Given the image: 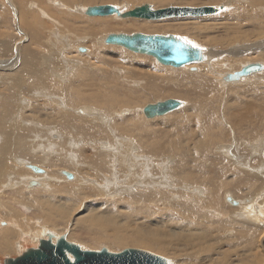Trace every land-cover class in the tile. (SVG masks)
<instances>
[{
  "label": "bare ground",
  "instance_id": "6f19581e",
  "mask_svg": "<svg viewBox=\"0 0 264 264\" xmlns=\"http://www.w3.org/2000/svg\"><path fill=\"white\" fill-rule=\"evenodd\" d=\"M96 1L100 2L99 0H72L68 4V5H70L69 12H68V10H67L68 13H66V14H63L61 12V14H63V15H60L59 23H56L59 25L61 23H65V22H67L68 18L69 19L71 18L74 20L75 24H72V25L67 24V25H69L68 27H69L70 34H73L79 41L82 40L81 43H78L77 45L75 44L76 46L74 48H75L76 55L79 57H83L86 55H87L86 57L91 56L93 59L97 60V62L99 63L103 58V54L101 51H98V50H100L101 46H103V47H108L109 49H111V51H114V53L116 55H118L122 58L129 59L130 61L133 60L132 58H134V60H137L141 63L146 62L150 66L153 65L154 69L147 70L144 75H141L139 73L138 69H135L134 71H132V73L130 72L131 74L129 76L127 75L126 79H124V80L119 79L118 76L112 74L109 71L106 73H102L100 75L98 73L95 75V74L90 73V72H84L81 76H79L80 74L78 75V79H76L77 83L74 81H72V84L70 83L71 86L73 87V89H70V87L68 89L66 86L58 83V81L54 79L55 76H53V70H52L53 68L51 67L52 65L50 66L52 69H50L49 65L45 66V64H44V66L38 65L36 67H33L31 64L36 63V62L34 63V60L38 59V55H37V53H34L33 50H30L29 48H27V49H25V54H26L25 55V62H24L25 65L22 69L20 68V71L18 72L16 77L13 76L12 74H9L8 77H2L1 76L2 73H0V81L3 79H6V81L1 82L0 88L3 85L4 86L7 85L6 89H8V91L10 92L9 95L15 97L17 92H18L16 98H20L22 96L23 92H25L26 90L32 89L33 95H38L42 99H44L45 101L51 102L48 104H53V105L55 104V106H56L57 103H62V106L64 107L63 112L65 113V115L68 116V117L64 118L62 120V122L61 121L57 122V125L55 124L56 122L54 123V121H48L49 119L48 120L45 119L47 121H44V122H46V123H44V125L48 129V133H46V134L47 135L49 134V137L50 138L52 137L55 140H52V139L50 140L49 137H46L47 140H44L45 137L42 136V132L46 128L45 129L42 128L43 129L42 130L41 127H39L38 125L31 126L29 124L25 125V127H31L32 129H36L39 132L37 131L35 133H32L31 138H30L31 140L30 139L26 140L27 137L25 138V136H26L25 133H26V131L31 132V128L26 129V131L24 129H21V128H24V126L20 125V123L24 122L21 120L22 118L15 116L12 119V122L14 123V125H12V126L10 125V127L6 126L4 119H0V264H7V260H9V259L14 260L16 258L21 257L28 250L38 249L42 240H52L53 244H57L58 240L63 236H65L67 238V241L70 243H73L76 245L79 243L78 245H82L81 246V247H83L82 249H85V250L88 247L91 248L90 250H93V249L99 250L102 248L103 249L108 248L110 251L112 250L114 253V252H119L121 250L124 251V250L130 249V248H133V247H137V248L139 247V248L149 249L155 253H158V255L160 254V255L165 256V257L169 256V257H171V259H173L172 260L173 264H194V263L198 264L199 262L195 260L196 258L191 259V260L188 259L190 262H186V261L182 262L183 260L178 261L177 259H175V254L174 253L170 254V252H169V248H170V247L168 248L169 242L166 243L165 241L161 240L158 237V235H156L155 233H148V232L142 233V232H139L137 228L135 230L133 229L132 231L131 230L125 231L126 230L124 228L125 226L123 227L124 223L121 224L122 226L121 225L117 226L118 222L117 221L115 222L114 220L110 219V215H109L110 213L108 214V216L103 215V216H99V218H98V215H95V214L94 215L92 214V216L91 215L89 216L88 213H93V211H95L91 207V204L84 205L81 212H79V214H77V215L76 214L74 215L75 212L73 213L74 207H76V205H78L81 201H84L85 199L88 200V198L89 199L95 198V196L97 195V194L95 195V193H97V192H98V196H96V197L116 196L118 198L123 197L125 194H130V196H131V193H132L133 195L136 194L137 196L132 195L134 198H132L131 204L133 203V205L136 204V206H137V204L139 205V203H141V205H143L142 211L150 212L153 209L148 208V207L151 206L153 204V202H155L156 199L158 200L159 199L158 197H160V198L166 197L165 200H167L168 196L170 195V193L173 189V186H175L176 188L179 189V192L177 190V193L186 194L188 192V193H191L192 195L194 194L193 198H194V196H196L197 197L196 201L199 202L198 199H201V201L203 200L202 202L200 201L201 204L206 203L207 206L210 202H211V205H216V206H217V204L223 203L224 200L230 202L233 206H236V207H234V208L230 207L228 211H230V213L232 212L234 215H237L236 220L237 221L242 220V221H240V223H242L243 220H245V219H247L249 222L251 219L258 221V223L261 220H262L261 223L264 222L263 221L264 220V214L258 213L260 211V209L263 210V212H264V180H259L260 177L261 176L263 177V174H264V135H263L264 134V129H263L264 128V117H262V116H264V93L259 94L258 97H256L254 103L252 102V104H249L246 107V109L244 110L245 118L253 117L254 120L258 121L260 128L257 130H260V131H258V132H249L248 131V133H244L242 131L244 128H242L241 134L238 135V137H236V138L234 137L235 140L238 139L239 137H241L242 139L246 138L247 139V140L245 139L246 141H248V138L250 139L251 144L248 143L249 144V146H248L249 152L247 150V152L250 154V155L248 154L249 157H244V159H243L242 156L244 154H245L244 156H247V154H246L247 152L242 153L241 151H239L242 154L241 157H239L240 154L239 155L237 154L238 156L236 155L234 157H230L232 159H235V161H234L235 165L232 163L228 164L227 161H225L223 157L228 158L229 156L232 155L231 149L233 148V145H228L225 148L224 145L220 147V144L222 145V143L216 144L217 142H221V141L226 140L225 139L226 135H223V134L221 135V133L218 135V132H220V129L222 128V125H221L222 123L220 122V119L223 118L222 113L225 112V110H226V114H224V116L226 119H228V121H230V118H229L227 112L229 111L230 113H232L234 107L235 108L237 107L236 106L237 100H235V95H236V97L239 95H237L238 93H236L234 95L233 90L236 89V87H237L236 85L241 83V82L244 83V81H246V82L252 81L250 79H252V77L255 75L256 76L264 75V73H263L264 72V54L258 55L256 57H251V58H248L246 60L242 59L239 61L238 67L232 66V65L226 66L223 64L224 65V68H223L222 64H221V58L219 59V57L221 55L225 54L224 52L228 51L227 48L230 49L229 53L240 55V53L246 52L247 49H250L251 46H253V45H250L253 43L248 44L250 41L249 40L250 37H247L248 36L247 34L245 37H241V36L239 37V35L238 36L236 35L235 39H233L231 36V39L226 40V41L225 40L223 41L219 37H214V38H210V39H207V37H205V40H203V38H201V37L197 38V37L192 36V34L190 32V30H192L191 29L192 26L189 24H188L189 27L187 28V30H188V32H190V34L185 35L184 32H181L178 30H173V31H171L172 33L167 32V26L172 22H183V23H185L186 21H189V23H190L191 20L190 19L188 20V18H186V17L182 18L184 21H178V20H174L173 18H165V19H159V20H149V19L138 20L140 18H131V17L123 16V15H126L127 13H129L131 11H134L135 9L143 7L142 5H144L147 2L149 3L152 0H132V4L129 3V4H131V6L128 10L125 9L128 6H126V7L121 6L120 7L119 4H122V0H104L106 2L116 4L118 6V10L121 12L120 15L114 14L116 16L112 15V16H107V17L106 16L105 17L88 16L86 13L90 7H94V5L108 4V3H95V4L89 3V2L93 3ZM126 1H128V0H125V2ZM159 1L163 2L165 0H159ZM196 1L197 0H191L189 3L197 4V3H195ZM206 1H208V0H206ZM252 1L250 3H253ZM255 1L256 0H254V2ZM257 2L253 3L252 5L249 3L250 4L249 6L254 7L255 6L254 4H256ZM11 3H13V2H11ZM22 3H24V1ZM55 3L58 4L57 2H55ZM24 4H22V5H24ZM123 4H124V2H123ZM125 4L128 5V2H126ZM140 4H141V6H140ZM203 4L204 3H202L201 5H203ZM209 4H215V3H209ZM145 5H149V4H145ZM186 5L187 6L188 5L198 6V5H191V4H185L184 6H186ZM204 5L205 6H199L198 8L207 6L206 4H204ZM57 6L59 7L60 5H57ZM150 7L152 8L153 11H154V8H156L154 6H153L154 7L153 8L151 5H150ZM209 7H211V6H209ZM255 7H258V6H255ZM260 8H262V7H260ZM45 9H46V7H45ZM50 9H52V8H50ZM130 9H132V10H130ZM42 11L43 10H41V12ZM252 11L254 12V9ZM41 12H37V13H41ZM47 12H48V10H47ZM57 12H58V10H57ZM244 12H245V10H244ZM23 13H24V15L20 18V20L22 19V21L26 20L27 17L29 16V14L27 12L23 11ZM41 14L46 15L45 12L41 13ZM256 14H257V16H255L253 18L257 19V21L261 20L260 23L257 22V24L259 25V29L256 31L260 32L261 34L262 33L264 34V13H262V11L258 12V10H257ZM260 15H262V16H260ZM56 16H58V15H56ZM212 16H215V15H208V16H203L200 18L201 19H208L210 21H211V19H215V20L217 19L218 20V18H219V16L217 18H208V17H212ZM235 17L236 16H234V18ZM193 18L196 19L198 17H192V20H193ZM237 18H239V17H237ZM35 20H36V18H35ZM235 20L237 21L236 18H235ZM197 21L198 20H195V23ZM80 22L82 24H86V26L77 25ZM201 22H203V21L201 20ZM30 24H31V22H30ZM24 25H27V23H25ZM199 25L200 24H198V26ZM207 25H208V23H207ZM61 26H63V24ZM21 27H23V26H21ZM204 27L205 28H203V29L201 28V29H197V30L199 32H201L202 34H204V33L205 34L206 33L212 34L213 32H215V30H218V28L210 26V25L204 26ZM25 28L26 27L24 26V29ZM35 28L36 27L34 25H27L26 29L28 31H33V30H35ZM63 28H64V26H63ZM194 28H196V27H194ZM235 28L237 30V24L233 25L232 29L235 30ZM254 29H256V28H254ZM41 30H44V29H40V31ZM44 31H42V32H44ZM132 31H136V34L155 35L156 33H159V34H163V36H165L166 34H171L168 36H174L173 34L181 35V36H185V37L188 36V38L192 39L194 41V43L196 42L195 43L196 45L201 46L198 49L201 50V54H203L202 56L204 57V61L201 63H193V64H190L189 66L186 65L187 67L181 66L180 68L183 67L182 69H176L179 67L173 68V67L165 66V65H162L161 63H159L158 61L157 62L159 64H157L156 61L154 62L152 60V59H154L152 57H151L152 58L151 59V58L138 56V55H135L136 53L135 54L128 53L125 49H123V48H125L123 46H121V47L118 45L111 46V45H107L105 43L106 39L110 35H123V32H125V33L131 32L132 33ZM238 31H239V29H238ZM57 32H59V31H57ZM108 32H110V33H108ZM53 33L54 32H52V34ZM105 33H108V34H105ZM116 33H118V34H116ZM131 33H127L126 35H129V34L132 35ZM230 35H231V32H230ZM7 38H9V37H7ZM237 39H238V41H236V43L242 44V47H237L236 46L237 44L233 45V41L237 40ZM35 40H38V39H35ZM62 41H64V40L62 39L61 43H62ZM217 43L218 44L221 43L220 47L214 46V44H217ZM84 44H86L87 47L91 50L85 55L79 53V51L81 49L80 46H84ZM245 44H247V45H245ZM259 44L264 45V40L261 41ZM35 47H37V46H35ZM93 47H96V49H94ZM12 48L13 47H12L10 41L5 42V40H4L3 44L1 42L0 58L5 57L6 59L0 60V67H7V68L13 67V64L11 62L14 60ZM205 48H208V49H205ZM214 48H216V49H214ZM104 49H106V48H104ZM94 50H96L95 53H94ZM86 51L87 50L85 49V51L83 53H86ZM75 52H73V54H75ZM49 53H51V52H49ZM44 57H47V56L44 55ZM55 57H57V56H55ZM47 58H48L46 60L47 62H50V61L52 62V61L58 60V59L57 60H53V59L51 60L50 56H48ZM53 58H54V56H53ZM115 58H116V56H115ZM226 58H224V59H226ZM62 61H65V60H63V59L60 60L61 63H62ZM102 62L103 63L104 62H107V63L110 62V64H111V62L114 63V61L110 60L109 57L108 58L104 57ZM43 63H44V61H43ZM160 64H161V66H164V68L158 66ZM55 65H56V63H55ZM112 65L113 64H111V66ZM249 65H260L261 70L254 72V73H251L249 76L243 77L242 79H240L237 82H230L229 81L230 75H234V73L241 71L243 68H245ZM22 66H23V64H22ZM65 67H67V65ZM65 71H66V68H65ZM91 72H92V70H91ZM65 74H66V72H65ZM117 75H118V72H117ZM63 76H65V75L63 74ZM70 76H71V74H70ZM60 77H62V76L60 75ZM24 78H26V80H32V82L36 81V80H40V82L38 84L36 83L35 84L36 86H32L33 83L30 84L32 87L27 83L28 86L26 89H24L25 87L17 89L16 88L17 85H22V86L27 85L26 83H23ZM30 78H32V79H30ZM60 79L62 80V78H60ZM247 80H250V81H247ZM261 80H263V79H261ZM21 82H22V84H21ZM139 82H141V85L139 84ZM143 85L145 86L144 88H143ZM37 86L40 88L41 91L37 88ZM134 87H137L138 89L136 90ZM225 87H229V88L226 89L227 91L224 92ZM11 90H14V91H11ZM225 93L228 95V98L232 95V97H234V101H236V102L231 101V103H229V102H227V100H224V94ZM31 94H32V92H31ZM160 97H162V98H164V97L177 98V99L183 101L182 103L184 105L182 107H180V109L173 111V112H170L169 114H167L165 116H159V117L157 116V117H154L151 119L147 118L146 115L144 114V109L147 106L146 107H142V106L147 105V104H151L152 102L148 103V101H151L152 99H153L152 100L153 104L155 105V104L159 103L157 101ZM242 97H243V95H242ZM156 99H157V101H156ZM160 99H159V101H160ZM5 100H9V99H6L4 97V95L2 93H0V106H2V112H3L2 114H4V115L6 114L7 116H10L11 112H17V111H8L9 110L8 106L4 104ZM167 100H168V98H167ZM164 101H162V102H164ZM25 102H27V101H25ZM153 104H151V105H153ZM79 105L80 106L84 105L86 107H80ZM90 105L93 106V108H90L89 107ZM222 105L226 106L224 111H222V109H223ZM94 106H96V107L100 106L102 110L97 109ZM46 109H47V107H46ZM103 110H104V112H103ZM244 112H243V115H244ZM20 114L23 115L22 111L20 112ZM0 117H1V115H0ZM6 118H8V117H6ZM232 119H234V118H232ZM242 119H243V117H242ZM156 120H160V121L165 120L163 130L160 129L162 127L160 124L155 123V122H157ZM224 121H225V119H224ZM236 122H238V121H234L232 123L233 124L235 123V126H236L237 125ZM153 123L157 124L158 128ZM218 124H220V127L218 126ZM233 124H231V125H233ZM229 125H230V123L228 124V126ZM159 126H161V127H159ZM168 127H170V128L168 129ZM182 128L187 129V132L189 131V133H186V134H190L193 131V129L198 130L197 133H195V132L194 133L196 134V136H199L201 138L202 142L200 145L197 146V149L203 148L205 145H206L205 148H208V147L210 148L212 146H215V145L218 146L219 145L220 148L219 149L217 148V150H219L218 151L219 154L218 155L215 154L213 156V154L210 153L212 155V156H210L211 158H209V157L207 158V157L202 155L204 150H199L197 152V155H195L196 152L194 153L187 146L186 147L179 146L178 151H180V153H179L180 155L178 157H175L172 154L165 152L166 145L164 147L161 143L160 144H154V142L151 141V140L156 141L153 138L158 139L161 137V135L163 137H165V135L167 133H169V132L172 133L171 131H174V130L179 131V129L182 130ZM223 128H224V126H223ZM20 129H21V131L24 130L25 132L24 133L22 132V135H19L18 138L15 140L14 136H15V134H17L16 132H18V131L20 132ZM226 129H228V128H225V130ZM212 131L214 132L213 137H211ZM183 132H185V130ZM236 132H237V130H236ZM170 133H169V135H170ZM194 133H193V136H194ZM71 134H74V136H72ZM215 134H216V136H215ZM230 134H232V132ZM254 134H256V135L254 136ZM177 135H179V134H177ZM1 136L4 137V140ZM125 136H133V137L129 138V137H125ZM196 136L191 137V135H190V137H188L191 139V141H190L191 143H192V141H194ZM166 138L170 139V137H166ZM98 139H102L103 141L101 143H98L97 142ZM239 139L237 141L240 142ZM189 140H188V142H189ZM229 140H226V142L227 141L229 142ZM86 141L91 143V144H86L84 147H82L81 143L85 144ZM237 141H235V142L233 141L234 144L237 143ZM135 142H137V144ZM157 142H155V143H157ZM244 142H242L241 144H244ZM252 142H254V143H252ZM138 143H140V144H138ZM238 144H236L234 147H237ZM137 145H139V146H137ZM159 145L162 148L159 147ZM216 146H215L214 151H216ZM57 147L59 148L58 150H56ZM81 147L86 148L85 152H90L89 158L83 157L82 155H80L77 152ZM239 147H240V145L238 146V149H239ZM243 147L241 150L246 149L247 146H245L244 149H243ZM53 148L56 151L54 153H53ZM176 148H177V146H173L172 150H176ZM185 148H188V149H185ZM233 149H234L233 151H235V148H233ZM238 149H236V150H238ZM172 150H170V152ZM36 151H41V154L43 156H45L47 158V161H49V162L47 163L43 160L42 161L40 160V162H38L37 161L38 154L36 157H32L34 155V152H36ZM194 151H195V148H194ZM233 151H232V153H233ZM162 152H163V154L164 153H166V154L163 155ZM218 152L216 151V153H218ZM46 154H48V156H46ZM57 154H58L57 159L53 158L54 155H57ZM252 155H253V158L255 155L261 156L263 164L261 165V163H260V164L255 165L254 162L256 160H260L261 158H259V156H258V158H259L258 159L257 156H255L256 160L253 162V160L250 159L252 157ZM168 156H171V157H168ZM209 159L211 161H209ZM59 160H60V162H57ZM62 160H64L65 162L63 163ZM226 160H228V159H226ZM87 161L89 163L88 165H87ZM156 161H158L157 163L161 164V167H162V172L160 175H158L157 168H159V166H157V164H155ZM53 162L55 164H53ZM67 163L71 167L67 166ZM170 164H174V167L172 168L170 166ZM37 165H39L41 167L43 166V168L46 167L45 169L47 170V172H46V170L43 171V169ZM232 165H234V166H232ZM220 166H222L223 168ZM260 166H261V169L255 170L253 168V167L259 168ZM19 167L23 168L24 170L21 172ZM32 167H38L43 172L42 173H36L35 171H33ZM56 168H63V169L60 172H56V170H55ZM93 170H95L96 172H94ZM69 172H74V174L76 175L75 178L73 179L75 182L72 180V182L67 183L70 180L69 181L66 180L67 178L65 177L64 173H69ZM229 173L232 174L231 177L235 176L234 180H233V178H232V180H231V178L225 179L226 178L225 175L227 176ZM259 175H260V177H259ZM52 177L59 178L61 181L64 182L65 185L62 184V186H56V184H53L54 183L53 181H55V179H53ZM235 178H237L238 180H235ZM20 180L24 184L17 182ZM47 180H50V181L52 180V181L49 182ZM35 181H37V183H40L39 186H37L36 184H35L36 186L31 185L32 183H35ZM257 182H258V184L260 182L259 186H257L258 185ZM15 183H17L16 186L21 185V186H24L25 189L23 190L22 189L23 187H21V190H20V188H17V190L16 189L14 190L13 187L11 188V186H13ZM61 183L62 182H60V184ZM41 184H42V186H41ZM35 187H40V188H43V190L44 189L47 190L48 194L37 191L38 188H35ZM228 187H231V189L229 190L228 193H225L222 189L228 190L227 189ZM255 187L256 188L261 187V188H259L255 191ZM87 188H90V189L93 188L91 192L89 191L91 193L90 195H89V192H86ZM160 188H166L170 191V193L166 195L165 192L162 191ZM94 189L97 192H95ZM138 191H140V192L137 194L136 192H138ZM230 191H232V192H230ZM174 192H175V190H174ZM99 194H102V195L99 196ZM86 195H88V196H86ZM243 195H245V196H243ZM171 196H169V198ZM173 196H174V194H173ZM187 197H189V196H187ZM124 198H125V196H124ZM129 198L130 197H128V199ZM170 199L172 200L173 198H170ZM188 199L190 200V198H188ZM234 200H236L237 203ZM88 201H90V200H88ZM95 201H97V200H95ZM162 201H164V200H162ZM178 201H180V200H178ZM196 201H194V202L196 203ZM258 201H260V203L257 205L256 203ZM60 202H63V204H59ZM234 204H237V205H234ZM211 205L209 206V208L211 207ZM229 205L227 204V206H229ZM121 207H123V206H121ZM133 207H132V209H133ZM182 207L185 210L186 207L184 205H182L180 207L181 211H183ZM18 208H19V210H22V212L26 211L25 213L27 214L28 218H25V219L29 220L30 218H32V219H35L34 221L37 223L32 224V225H28L26 222H24L22 217L21 218L18 217V216H20L18 214L21 213L18 210ZM99 208H97V209H99ZM174 208H176V207H174ZM189 208H187L185 210V215H184V211H183V215H174L172 213H170V214L167 213L166 217L168 215V218L170 221L176 220V219L180 220L181 221L180 225L183 227L189 228V229H190V227H194V228L201 227V228H203L204 227L203 224L201 225L200 223L199 224L201 226L197 227V224H195L196 226H194V224H192V219L190 220L189 216L191 218L192 217L193 218L204 217L202 215H197V213L199 214L198 211H200V209L202 210V208H204V207H202V208L200 207V209H198V210H196L197 209L196 207H194V208H196L195 210H194V208H191V209H189ZM220 208H222V207H220ZM13 209H15V211H13V213H12ZM76 209H78V208H76ZM94 209H96V208H94ZM213 209L216 211V212H214V213H216V215L218 213H220L217 211L216 208H212V210ZM204 210L205 209H203V211ZM18 211H19V213H18ZM97 211L98 210H96V212ZM133 211H136V209L135 210L133 209ZM133 211H131V212H133ZM203 211H201V212H203ZM210 211H211V209H210ZM109 212H111V211H109ZM137 212H135V215ZM222 212H223V210L221 211V213ZM105 213H107V211ZM113 213L115 214V212H113ZM141 213H143V212H141ZM186 213L188 215H186ZM192 213H194L193 214L194 216L189 215ZM211 213L212 212H210V214ZM68 214H70V215H68ZM102 214H103V212H102ZM127 214H128V212H127ZM151 214L153 215V212H150V215ZM15 215H17V218L15 217ZM72 215H74L73 218H70V216H72ZM131 215L129 214V216H131ZM172 215H174V216H172ZM222 215H223V213H222ZM162 216H164V215H162ZM209 216H211V215H206V217H208L210 219ZM10 217H12V218H10ZM102 217H106V218L101 219ZM116 217H119V216H116ZM133 217H129V218H133ZM171 218H172V220H171ZM3 219L8 220L9 223L6 222L7 226H5L6 225L5 223H3L4 227H1V221ZM158 219H159V217H158ZM211 219H212V217H211ZM58 220H61V222H59ZM127 220L131 221V219H128V218L126 219V221ZM132 220H134V219H132ZM200 220H202V219H200ZM204 220H206V218ZM201 222L203 223L204 221H201ZM227 223H229V222H227ZM165 224H166V222H165ZM230 224H232V223H230ZM233 224H237V223H233ZM243 224H244V222H243ZM246 225L247 226H245V228L250 226L248 224H246ZM129 226H130V224H129ZM206 226H208V225H206ZM221 227H223V226H221ZM213 228H214V226H213ZM241 228H242V226H241ZM259 228H260V226H259ZM181 229H183V228H181ZM206 229H208V228H206ZM229 229H231L230 226H229ZM248 229H250V228L248 227L247 230ZM256 229H258V228H256ZM263 229H264V227L261 226V230H263ZM200 230H202V229H200ZM216 230H219V229L217 228ZM154 231H156V230H154ZM167 231L169 232L170 230H167ZM191 231H192V229H191ZM206 231L208 232V234H211V233H209V231H211V230H209V231L204 230L203 232H206ZM128 232H130V233H128ZM201 232H199V233H201ZM222 232H223V230H222ZM237 232H236V234H238ZM248 232H249V230H248ZM189 233H192V232H189ZM162 234H164V233L162 232ZM159 235H160V233H159ZM176 235H178V234H176ZM249 235L247 234V236H249L250 238H253L250 233H249ZM181 236H183V235H181ZM205 236H208V235H205ZM239 236L240 235H238V237ZM253 236H255V235H253ZM199 237H201V236L199 235ZM203 237H204V235H203ZM241 237L242 236H240V238ZM233 238H236V237L233 236ZM230 239H232V238H230ZM244 239L246 240V238H244ZM256 240L257 241L259 240L258 244L256 243V245L261 247V249L262 248L264 249V231L262 232L260 238H258ZM225 241H227V240H225ZM234 241H235V239H234ZM257 241H255V242H257ZM247 242H249V241H247ZM237 244H239V243H237ZM245 244L247 245L248 243H245ZM172 246H174V245H172ZM223 246H224V244H223ZM237 246L239 247V245H237ZM254 246H255V244H254ZM213 247H215V246H213ZM16 248H18V252H17L18 256L17 257L15 256ZM240 248H241V246H240ZM255 248L256 247H254L253 249H255ZM86 251H88V250H86ZM256 251L258 253V250H256ZM173 252H174V250H173ZM219 252H220V249H219ZM262 252H264V251H262ZM251 253H253V251H251ZM255 254L256 253H254V256H255ZM10 255H12V256H10ZM176 255H178V257L179 256L182 257L184 254L179 255V252H178ZM219 255H221V254L219 253ZM258 256H259V254H258ZM69 258L72 261H74L72 255H69ZM255 258H256V256L254 257V260H255ZM257 258H260V257H257ZM246 259H247V256H246ZM231 262H233V261L231 260ZM259 262L261 263V260ZM255 263H257V261ZM262 264H264V261L262 262Z\"/></svg>",
  "mask_w": 264,
  "mask_h": 264
},
{
  "label": "rangeland",
  "instance_id": "374dc122",
  "mask_svg": "<svg viewBox=\"0 0 264 264\" xmlns=\"http://www.w3.org/2000/svg\"><path fill=\"white\" fill-rule=\"evenodd\" d=\"M4 1V2H3ZM13 2V3H11V2ZM24 1V3H22ZM45 0H0V45H1V42H2V44H3V42H4V40H5V42L6 41H10L11 42V45H12V52H13V56H14V60L13 61H11L12 62V64H13V67L12 68H7V67H0V73H2L1 74V76L2 77H8V75L9 74H12L13 76H15L16 77V75L18 74V72L20 71V68L22 69L23 67H24V65H25V49H27V48H29L30 50H33L34 51V53H37V55H38V59L36 60H34V63L35 64H31L33 67H36V66H38V65H40V66H44V64H45V66L46 65H49V67H50V69H52L53 70V76H55L54 77V79L55 80H57L58 81V83H60V84H62V85H64V86H66L68 89H69V87H70V89H73V87L71 86V84H72V81H74V82H76V79H78V75L79 76H81L84 72H90V73H93V74H102V73H106V72H111L112 74H114V75H116V76H118V78L119 79H121V80H124V79H126V76L128 75H130L131 73H132V71H134L135 69H138V71H139V73L141 74V75H144L145 74V72L147 71V70H152V69H154V66L152 65V66H150L148 63H146V62H139V61H137V60H134V58H132L133 60H129V59H125V58H122V57H120V56H118V55H116L115 53H114V51H111V49H109L108 47H103V46H101V49L100 50H98V51H101L102 52V54H103V58L104 57H106V58H108L109 57V59L110 60H112V61H114V63H112L111 62V64H113L112 66H111V64H110V62L109 63H107V62H102V60H103V58H102V60L98 63L97 62V60H95V59H93L91 56H88V57H86V56H83V57H79V56H77L76 55V52H75V46L78 44V43H81L82 42V40H78L73 34H70V32H69V25H72V24H75L74 23V20L73 19H67V22H65V23H61L60 25L59 24H56V23H59V17H60V15H63V14H66V13H68L69 12V7H70V5H68L69 4V2H71L72 0H46L45 2H44ZM48 1V2H47ZM51 1V2H50ZM66 1V2H65ZM100 2H89V3H91V4H95V3H108V4H104V5H94V7H99V6H106V5H112V6H114V7H116L117 5L116 4H114V3H110V2H106V1H104V0H99ZM191 0H165V1H163V2H161V1H159V0H152L151 2H147V3H145V4H149V6L151 5L152 7L154 6V7H156V8H154V11H159V10H164V9H168V8H170V7H183L185 4H191V5H198V6H190V5H186V6H184V7H194V8H198L199 6H205L204 4H206L207 6L206 7H209V6H211V7H215V8H217V9H220L219 7H223V11H221V13L220 14H217V16L215 15V16H212V17H208V18H217L218 16H219V18H218V20L216 19H211V21L210 20H208V19H201L200 17H198V18H196V19H194L193 18V20H192V18H188V20L190 19L191 20V22L189 23V21H186L185 23H183V22H172V23H170L168 26H167V32H171V31H173V30H178V31H181V32H184L185 33V35H187V34H190V32H191V34H192V36H194V37H197V38H203V40H205V37H207V39H210V38H214V37H219V38H221L223 41L225 40H230L231 39V36H232V38L233 39H235V37H236V35L238 36L239 35V37L241 36V37H245L246 36V34L248 35L247 37H250V41H249V43L248 44H250V43H253V44H250V45H253V46H251V48L250 49H247V51L246 52H244V53H240V55H238V54H231V53H229V51H230V49H228L227 48V52H224L225 54H223V55H221L220 57H219V59L221 58V64H222V67L224 68V65H226V66H229V65H232V66H236V67H238L239 65V61L240 60H246V59H248V58H251V57H256V56H258V55H261V54H264V45H261V44H259L261 41H263L264 40V34L262 33H260V32H258V31H256V30H258L259 29V25L257 24V22L258 23H260L261 22V20L260 21H257V19H255V18H253V17H255V16H257V14H256V11L258 10V12H261L262 11V13H264V0H256L255 2H257L256 4H254L255 6H258V7H253V6H249L250 4L252 5L253 3H255L254 2V0L252 1L253 3H250L251 1L250 0H208V1H206V0H197L195 3H197V4H194V3H189ZM55 2H57L58 4H56ZM123 2H124V4L126 3V2H128V5H124L123 4ZM125 2V0H122V4H119L120 5V7L122 6H128L127 8H125L126 10H128L129 8H130V6H131V4H132V0H128V1H126ZM232 2V3H231ZM240 2V3H239ZM66 3V4H65ZM129 3H131V4H129ZM202 3H204L203 5H201ZM209 3H215V4H209ZM227 3V4H226ZM250 3V4H249ZM22 4H24V5H22ZM56 6H54V5ZM144 4V5H145ZM259 4V5H258ZM26 5V6H25ZM45 5V6H44ZM57 5H60L59 7L57 6ZM62 5V6H61ZM66 5V6H65ZM144 5H142V6H144ZM229 5V6H228ZM139 6V5H138ZM140 6H141V4H140ZM45 7H46V9H45ZM58 7V8H57ZM63 7V8H62ZM245 9H244V8ZM254 9V12L252 11L253 9ZM260 7H262V8H260ZM42 8V9H41ZM50 8H52V9H50ZM90 8H93V7H90ZM117 9H118V6L116 7ZM225 8V9H224ZM228 8V9H227ZM256 8V9H255ZM22 9V10H21ZM56 9V10H55ZM66 9V10H65ZM156 9V10H155ZM252 9V10H251ZM41 10H43L45 13H46V15L48 16H54L53 18L51 17H47L45 14H41V13H44L43 11L41 12ZM47 10H48V12H47ZM55 10V11H54ZM57 10H58V12H57ZM60 10V11H59ZM67 10H68V12H67ZM130 10H132V9H130ZM244 10H245V12H244ZM23 11H25V12H27L28 14H29V16L27 17V19L26 20H23L22 21V19L20 20V18L24 15V13H23ZM36 11V12H35ZM30 12V13H29ZM37 12H41V13H37ZM61 12L63 13V14H61ZM254 15H253V14ZM22 14V15H21ZM224 16H223V15ZM232 14V15H231ZM260 14V13H259ZM56 15H58V16H56ZM229 15V16H228ZM240 15V16H239ZM2 16V17H1ZM4 16V17H3ZM16 16V17H15ZM31 16V17H30ZM46 16V17H45ZM113 16H116V15H113ZM228 16V17H227ZM231 16V17H230ZM234 16H236L235 18L237 19V21L235 20V18H234ZM260 16H262V15H260ZM38 17V18H37ZM107 17V16H106ZM224 19H223V18ZM237 17H239V18H237ZM35 18H36V20H35ZM55 18V19H54ZM131 18H137V17H131ZM230 20H229V19ZM232 18V19H231ZM39 19V20H38ZM51 19V20H50ZM174 20H178V21H184L182 18H173ZM9 20V21H8ZM54 20V21H53ZM58 22H57V21ZM138 20H141V19H138ZM195 20H198L196 23H195ZM201 20L203 21V22H201ZM206 20V21H205ZM208 20V21H207ZM19 21V22H18ZM35 21V22H34ZM37 21V22H36ZM52 21V22H51ZM56 21V22H55ZM144 21V20H143ZM147 21V20H146ZM234 21V22H233ZM13 22V23H12ZM15 22V23H14ZM30 22H31V24H30ZM42 22V23H41ZM51 22V23H50ZM72 22V23H71ZM194 22V23H193ZM205 22V23H204ZM253 22V23H252ZM25 23H27V25H34L36 28H35V30H33V31H28L26 28H27V25H24ZM207 23H208V25H210V26H213V27H216V28H218V30H215V32H213L212 34H210V33H204V34H202L201 32H199L197 29H203V28H205L204 26H208L207 25ZM237 24V30H236V28H235V30L234 29H232L233 28V25H236ZM63 24V26H64V28H63V26H61ZM67 24H69V25H67ZM191 25L192 27H191V29L192 30H190V32H188V30H187V28L189 27V25ZM198 24H200L199 26H198ZM205 24V25H204ZM59 25V26H58ZM77 25H81V26H86V24H82L81 22L79 23V24H77ZM255 25V26H254ZM21 26H23V27H21ZM24 26L26 27L25 29H24ZM198 26V27H197ZM239 26V27H238ZM254 26V27H253ZM194 27H196V28H194ZM226 27V28H225ZM253 27V28H252ZM7 28V29H6ZM56 28V29H55ZM66 28V29H65ZM254 28H256V29H254ZM6 31H5V30ZM15 31H14V30ZM40 29H44V30H41L40 31ZM238 29H239V31H238ZM241 29V30H240ZM67 30V31H66ZM229 30V31H228ZM233 30V31H232ZM9 31V32H8ZM42 31H44V32H42ZM57 31H59V32H57ZM200 33H198V32ZM16 34H15V33ZM41 32V33H40ZM52 32H54L53 34H52ZM65 32V33H64ZM119 32V31H118ZM230 32H231V35H230ZM234 32V33H233ZM248 32V33H247ZM256 32V33H255ZM20 33V34H19ZM22 33V34H21ZM34 33V34H33ZM68 33V34H67ZM108 33H110V32H108ZM108 33H105V34H108ZM115 33V32H114ZM113 33V34H114ZM127 33H131V32H127ZM127 33H125V32H123V34H127ZM172 33V32H171ZM250 33V34H249ZM252 33V34H251ZM33 34V35H32ZM116 34H118V33H116ZM132 35H134V34H136V31H132V33H131ZM256 34V35H255ZM259 34V35H258ZM8 35V36H7ZM69 35V36H68ZM130 35V34H129ZM145 35H148V34H145ZM155 35H163V34H159V33H156ZM165 35V34H164ZM168 35H171V34H166L165 36H168ZM174 36H177V37H181V38H183V39H187V40H189V41H191L192 39H190V38H188V36H181V35H175V34H173ZM199 35V36H198ZM234 35V36H233ZM67 36V37H66ZM204 36V37H203ZM226 36V37H225ZM7 37H9V38H7ZM75 37V38H74ZM223 37V38H222ZM59 38V39H58ZM258 38V39H257ZM8 39V40H7ZM35 39H38V40H35ZM63 39L64 41H62V43H61V40ZM33 40V41H32ZM258 40V41H257ZM44 41V42H43ZM236 41H238V39L237 40H234L233 41V45L234 44H237L236 43ZM54 42V43H53ZM57 42V43H56ZM66 42V43H65ZM192 42L194 43V41L192 40ZM56 43V44H55ZM85 43V42H84ZM196 43V42H195ZM194 43V44H195ZM33 44V45H32ZM52 44V45H51ZM76 44V45H75ZM87 44V43H86ZM86 44H84V46H80V48L82 49V48H84V49H86L87 51H86V53H83V52H81V51H79V53L80 54H87L89 51H91L88 47H87V45ZM86 45V46H85ZM220 45H221V43H217V44H214V46H217V47H220ZM245 45H247V44H245ZM35 46H37V47H35ZM111 46H113V45H111ZM205 46V45H204ZM237 47H242V44H237L236 45ZM260 46V47H259ZM24 47V48H23ZM63 47V48H62ZM121 47V46H120ZM199 47H201V46H199ZM208 47V46H207ZM254 47V48H253ZM53 48V49H52ZM94 49H96V47H93ZM104 48H106V49H104ZM262 48V49H261ZM62 49V50H61ZM123 49H125L128 53H132V54H135V52H132V51H130V50H127L126 48H123ZM205 49H208V48H205ZM214 49H216V48H214ZM62 52H61V51ZM251 50V51H250ZM54 51V52H53ZM64 51V52H63ZM70 51V52H69ZM95 51L96 50H94V53H95ZM45 52V53H44ZM49 52H51V53H49ZM73 52H75V54H73ZM48 54V55H47ZM63 54V55H62ZM69 54V55H68ZM90 54V53H89ZM44 55L45 56H50V58H51V60L53 59V60H57V61H50V62H47L46 60L48 59L47 57H44ZM54 56V58H53V56ZM59 55V56H58ZM135 55H138V56H142V57H146V58H151L152 56H147V55H141V54H135ZM229 57H228V56ZM55 56H57V57H55ZM61 56V57H60ZM68 56V57H67ZM115 56H116V58H115ZM40 57V58H39ZM44 57V58H43ZM64 57V58H63ZM227 57V58H226ZM56 58V59H55ZM152 58H154V57H152ZM151 58V59H152ZM224 58H226V59H224ZM4 59H6L5 57L3 58V57H1L0 58V60H4ZM65 60V61H62V63L60 62V60ZM116 59V60H115ZM155 59V58H154ZM152 59L154 62L156 61V63L157 64H159L158 62H157V60L155 59ZM18 60V61H17ZM118 60V61H117ZM40 61V62H39ZM43 61H44V63H43ZM64 62V63H63ZM128 62V63H127ZM55 63H56V65H55ZM60 63V64H59ZM67 63V64H66ZM77 63V64H76ZM22 64H23V66H22ZM65 64V65H64ZM132 64V65H131ZM224 64V65H223ZM67 65V67H65ZM158 66H160V67H163L164 68V66H161V64L160 65H158ZM189 66V65H188ZM112 67V68H111ZM169 67H171V66H169ZM185 67H187V66H185ZM7 68V69H6ZM57 68V69H56ZM65 68H66V71H65ZM168 68V67H167ZM173 68H175V67H173ZM183 68V67H182ZM182 68H176V69H182ZM59 69V70H58ZM75 69V70H74ZM79 69V70H78ZM82 69V70H81ZM86 69V70H85ZM88 69V70H87ZM91 70H92V72H91ZM120 70V71H119ZM8 71V72H7ZM58 71V72H57ZM79 71V72H78ZM94 71V72H93ZM65 72H66V74H65ZM117 72H118V75H117ZM131 72V73H130ZM62 73V74H61ZM264 73V72H263ZM63 74L65 75V76H63ZM70 74H71V76H70ZM60 75L62 76V77H60ZM76 75V76H75ZM109 76V75H108ZM65 77V78H64ZM73 77V78H72ZM75 77V78H74ZM60 78H62V80L60 79ZM68 78V79H67ZM70 78V79H69ZM72 78V79H71ZM30 79H32V78H30ZM261 79H263L264 80V75H261V76H253L252 77V79H250V80H252V81H250V80H247V81H250V82H246V81H244V83L243 82H241V83H239V84H237L236 86V89H234L233 90V93H234V95L236 94V93H238L237 95H239V96H237L236 97V95H235V100H237V107L235 108L234 107V109H233V114L232 113H230L229 111L227 112L228 113V116H229V118H230V121H228V119H226L225 118V116H224V114H226V110H225V107L226 106H224V105H222L223 106V109H222V111H224L225 110V112H223L222 113V117L225 119V121H224V119L223 118H221L220 119V122L222 123L221 125H222V128H223V126H224V128L222 129H220V132H218V135L221 133V135L223 134V135H226L225 136V139L226 140H229V142L227 141L226 142V140H224V141H221V142H217L216 144H220V143H222V145L220 144V147L221 146H223L224 145V147L226 148L228 145H233V148H235V151H233L234 149L232 148L231 149V154L233 155H231V156H229L228 158H225V157H223L224 158V160L225 161H227V163L228 164H234V161H235V159H232V158H230V157H234V156H236L237 154L239 155V157H241L242 156V154H241V152L242 153H244V152H247V150H248V152H249V149H248V146H249V144H251V141H250V139L248 138V141H246L247 139L246 138H241V137H239L238 139L240 140V142L239 141H237L238 139H236L235 140V138L236 137H238V135H240L241 134V130H242V128H244L242 131L244 132V133H248V131L249 132H258V131H260V130H257V129H259L260 127H259V123H258V121H256V120H254L253 119V117H251V118H245V112H244V110L246 109V107L249 105V104H252V102L254 103V101H255V99H256V97H258V95L259 94H262V93H264V81L263 80H261ZM2 81H6V79H3V80H1L0 81V85H1V82ZM67 81V82H66ZM40 82V80H36V81H33L32 82V80H26V78H24V81H23V83H28L29 85L30 84H32V86H36L35 84L37 83H39ZM71 83V84H70ZM77 83V82H76ZM144 83V82H143ZM21 84H22V82H21ZM28 84L27 85H17L16 86V88L17 89H20V88H24V89H26L27 88V86H28ZM139 84L141 85V82H139ZM68 85V86H67ZM242 87H241V86ZM6 86L7 85H3V86H1V88H0V93H2L3 95H4V97L6 98V99H9V100H5V105H7L8 106V108H9V110L8 111H17V112H11V114H10V116H7L6 114L4 115V114H2L3 112H2V106H0V115H1V117H0V119H4V122L6 123V126H8V127H10V125L12 126V125H14V123L12 122V119L15 117V116H17V117H20V118H22L21 120L22 121H24V122H22V123H20V125H22V126H24V128H21V129H24L25 131H26V129H30L31 127H25V125H27V124H29V125H31V126H36V125H38L39 127H41V129L43 128V129H47V127L44 125V123H46V122H44V121H47L48 119V121H54V123L57 125V122H59V121H61L62 122V120L64 119V118H66V117H68L67 115H65V113L63 112V109H64V107L62 106V103H57V105L55 106V104L53 105V104H48V103H51V102H47V101H45L44 99H42L40 96H38V95H33V90L32 89H29V90H26L25 92H23V94H22V96L20 97V98H16V96H17V94H18V92H17V94H16V96L15 97H13V96H11V95H9L10 94V92L8 91V89H6ZM31 86V85H30ZM31 86V87H32ZM5 87V88H4ZM145 86L143 85V88H144ZM247 87V88H246ZM37 88L40 90V88L37 86ZM136 90L138 89L137 87H134ZM229 87H225L224 88V92L225 91H227L226 89H228ZM11 91H14V90H11ZM41 91V90H40ZM238 91V92H237ZM253 91V92H252ZM31 92H32V94H31ZM243 93V94H242ZM253 93V94H252ZM241 94V95H240ZM33 95V96H32ZM242 95H243V97H242ZM8 97V98H7ZM38 97V98H37ZM239 97V98H238ZM156 98V97H155ZM154 98V99H155ZM161 98V99H160ZM159 99H160V101H159V99H158V101H157V99H156V101L157 102H162V101H164L165 99V101H167V98H168V100H170V99H174V100H177V101H180L181 103L183 102V101H181V100H179V99H177V98H173V97H164V98H162V97H160ZM241 98V99H240ZM29 99V100H28ZM239 99V100H238ZM153 100V99H152ZM148 101V103L149 102H152L151 104H153V101ZM224 100H227V102H229V103H231V101L232 102H236V101H234V97H232V95L228 98V95L225 93L224 94ZM25 101H27V102H25ZM4 102V101H3ZM47 102V103H46ZM244 102V103H243ZM251 102V103H250ZM151 104H147V105H143L142 107H146V106H149V105H151ZM225 104V103H224ZM154 105V104H153ZM184 104L182 103V106H183ZM55 106V107H54ZM80 106V105H79ZM181 106V107H182ZM46 107H47V109H46ZM76 107V106H75ZM80 107H86V106H84V105H81ZM90 108H93V106H89ZM95 108H97V109H101V107L100 106H94ZM140 108V107H139ZM102 110V109H101ZM22 111V114L23 115H21L20 114V112ZM26 112V113H25ZM28 112V113H27ZM103 112H104V110H103ZM243 112H244V115H243ZM44 114V115H43ZM3 115V116H2ZM30 115V116H29ZM53 115V116H52ZM6 117H8V118H6ZM242 117H243V119H242ZM262 117H264V116H262ZM232 118H234V119H232ZM245 118V119H244ZM33 119V120H32ZM35 119V120H34ZM45 119H47V120H45ZM223 119V120H222ZM238 119V120H237ZM34 121V122H33ZM39 121V122H38ZM154 121V120H153ZM157 122H155V123H158V124H160L161 126H159V127H161L160 129L161 130H163V128H164V123H165V120L164 121H160V120H156ZM234 121H238V122H236L237 123V125L235 126V123L233 124L232 122H234ZM38 122V123H37ZM230 123V125L228 126V124ZM9 124V125H8ZM154 124V123H153ZM231 124H233V125H231ZM156 127L158 126L157 124H154ZM59 126V125H58ZM218 126L220 127V124H218ZM172 127V126H171ZM240 127V128H239ZM158 128V127H157ZM170 127H168V129H169ZM225 128H228V129H226L225 130ZM236 128V129H235ZM238 128V129H237ZM21 129H20V132L18 131V132H16L17 134H15V136H14V138H15V140L18 138V136L19 135H22V132L24 133L25 131L23 130V131H21ZM42 129V130H43ZM44 130L43 132H42V136H44L45 137V139L44 140H47L46 139V137H49V134L47 135L46 133H48V129L47 130ZM234 129V130H233ZM248 129V130H247ZM264 129V128H263ZM262 129V130H263ZM41 130V131H42ZM185 130V132H183V131ZM182 130H180L179 129V131H177V130H174V131H171L172 133H170V135H169V133H167L166 135H165V137H163L162 135H161V139L160 138H158V139H156V138H153L154 140H156V141H153V140H151L152 142H154V144H162L164 147H165V145H166V150H165V152L166 153H170V154H172L173 156H175V157H178L180 154V151H178L179 150V146H182V147H188V148H190V150H192L194 153H195V155H197V152L199 151V150H204V152L202 153V155L203 156H205V157H209V158H211L210 156H212L211 154H213V156L215 155V154H219V150H217V148L219 149L220 147H219V145L218 146H216V151L218 152V153H216V151H214L215 150V146H212V147H208V148H205V146L203 147V148H198L197 149V146L198 145H200L201 144V138L199 137V136H196V134L195 133H197V129H193V131L190 133V134H186V133H189V131L187 132V129H185V128H182ZM236 130H237V132H236ZM38 130H36V129H32L31 128V132H28V131H26V133H25V138H26V140H28V139H30L31 138V134L32 133H35V132H37ZM47 131V132H46ZM182 131V132H181ZM234 131V132H233ZM39 132V131H38ZM195 132V133H194ZM227 132V133H226ZM232 132V134H230ZM236 132V133H235ZM193 133H194V136H196L195 137V139H194V141H192V143L190 142L191 141V139L190 138H188V137H190V135H191V137H194L193 136ZM163 134V133H162ZM177 134H179V135H177ZM184 134V135H183ZM72 136H74V134H71ZM174 135V136H173ZM189 135V136H188ZM213 135H214V132L212 131V135H211V137H213ZM256 134H254V136H255ZM264 135V134H263ZM177 136V137H176ZM215 136H216V134H215ZM231 136V137H230ZM2 138H3V140H4V137L3 136H1ZM125 137H133V136H125ZM163 137V138H162ZM166 137H170V139H167ZM175 137V138H174ZM181 137V138H180ZM235 137V138H234ZM50 138V137H49ZM200 138V139H199ZM233 138V139H232ZM55 140L54 138H50V140ZM166 139V140H165ZM189 140V142H188V140ZM246 139V140H245ZM31 140V139H30ZM164 140V141H163ZM173 140V141H172ZM181 140V141H180ZM186 140V141H185ZM242 140V141H241ZM103 140L102 139H98L97 140V142L98 143H101ZM159 143H158V142ZM231 141V142H230ZM235 141H237V143H235L234 144V142ZM245 141V142H244ZM155 142H157V143H155ZM242 142H244V144H241ZM136 144H137V142H135ZM233 143V144H232ZM239 143V144H238ZM249 143V144H248ZM252 143H254V142H252ZM86 144H91V143H89V142H85V144L84 143H81V145H82V147H84ZM138 144H140V143H138ZM152 144V143H151ZM183 144V145H182ZM190 144V145H189ZM236 144H238L237 145V147H234ZM240 145V147H239V149H238V146ZM137 146H139V145H137ZM173 146H177V148H176V150H172L173 149ZM190 146V147H189ZM244 146V147H243ZM245 146H247L246 147V149H244L245 148ZM80 148L77 152L80 154V155H82L83 157H86V158H89V153L90 152H85V149L86 148ZM159 147H161L160 145H159ZM242 147H243V149L244 150H241L242 149ZM162 148V147H161ZM188 148H185V149H188ZM194 148H195V151H194ZM59 148L57 147L56 148V150H58ZM236 149H238V150H236ZM81 150V151H80ZM170 150H172L171 152H170ZM246 150V151H245ZM213 151V152H212ZM232 151H233V153H232ZM239 151H241V152H239ZM54 152H56L55 150H54V148H53V153ZM182 152V151H181ZM215 152V153H214ZM238 152V153H237ZM246 153L247 154V156H242V158L244 159V157H249V153ZM82 153V154H81ZM166 153H164V154H166ZM206 153V154H205ZM211 153V154H210ZM37 154H38V157H37V161L38 162H40V160L42 161H45V162H49V161H47V158L45 157V156H43L42 154H41V151H36V152H34V155L32 156V157H36L37 156ZM162 154H163V152H162ZM163 154V155H164ZM210 154V155H209ZM249 154V155H248ZM208 155V156H207ZM223 155V154H222ZM237 155V156H238ZM41 156V157H40ZM46 156H48V154H46ZM255 156H257V158H258V156L259 155H255ZM254 156V158H253V155H252V157L250 158V159H252L253 160V162L256 160V157ZM57 157H58V154L57 155H54V157L53 158H55V159H57ZM168 157H171V156H168ZM41 158V159H40ZM50 158V157H49ZM213 158V157H212ZM259 158H261L260 160H256L255 162H254V164L256 165V164H260L261 163V165L263 164V162H262V157L261 156H259ZM258 158V159H259ZM226 159H228V160H226ZM63 161V163L65 162L64 160H62ZM209 161H211L210 159H209ZM260 161V162H259ZM57 162H60V160L59 161H57ZM158 161H156V163L155 164H157V166H159V168H157V170H158V175H160L161 174V172H162V167H161V164H158L157 163ZM257 162V163H256ZM259 162V163H258ZM53 164H55L54 162H53ZM89 163H88V161H87V165H88ZM235 165V164H234ZM234 165H232V166H234ZM37 166H39V165H37ZM67 166H69V167H71L68 163H67ZM170 166L173 168L174 167V164H170ZM39 167H41V166H39ZM45 167V166H44ZM220 167H222V166H220ZM42 169H43V171H45L46 169V167L45 168H43V166L41 167ZM223 168V167H222ZM255 170H257V169H261V166L258 168V167H253ZM19 169H20V171L22 172L24 169L23 168H21V167H19ZM31 169V168H30ZM63 168H56L55 170H56V172H60L61 170H62ZM94 172H96L95 170H93ZM25 172V171H24ZM46 172H47V170H46ZM69 173H72L73 175H74V178H75V174H74V172H69ZM231 173H229L227 176L225 175V179H230L231 178V180H232V178H233V180H234V177L232 176L231 177ZM234 175V174H233ZM259 177H260V175H259ZM48 178V177H47ZM53 179H55V181H53L54 183L53 184H56V186H62V184H64V182L63 181H61L59 178H55V177H52ZM58 179V180H57ZM66 179V178H65ZM67 181H69V179H66ZM235 180H238L237 178H235ZM259 180H264V174H263V177L261 176L260 177V179ZM47 181H49V182H51L50 180H47ZM74 181V180H73ZM17 182H19V183H21V184H24V183H22V181L20 180V181H17ZM39 182V181H38ZM60 182H62L61 184H60ZM66 182V181H65ZM70 182H72V180H70L69 182H67V183H70ZM75 182V181H74ZM58 183V184H57ZM16 184L17 183H15L13 186H11V188L13 187V189L15 190H17V188H20V190H21V187H23L22 189L24 190L25 188H24V186H19V185H17L16 186ZM39 184L40 183H37V186H39ZM43 184V183H42ZM42 184H41V186H42ZM257 184H258V182H257ZM256 184V185H257ZM65 185V184H64ZM260 185V182H259V184L257 185V186H259ZM256 186V187H257ZM255 187V191L257 190V189H259V188H261V187H258V188H256ZM10 188V189H11ZM35 188H38V190L37 191H39V192H43V193H45V194H48V191L47 190H43V188H40V187H35ZM12 189V190H13ZM92 189L93 188H87V190H86V192H91L92 191ZM162 191H164L165 192V194L167 195V194H169L170 193V191L168 190V189H166V188H160ZM165 189V190H164ZM228 190H226V189H222L225 193H228L229 192V190L231 189V187H228L227 188ZM139 190V189H138ZM141 190V189H140ZM143 190V189H142ZM174 190H175V192H174ZM177 190H178V192H179V189L178 188H176L175 186H173V189H172V191H171V193H170V195L169 196H173V194H174V196L172 197H170V198H173L172 200L169 198V196H168V201L167 200H165V198L166 197H164V198H160V197H158L159 199V201L156 199L155 200V202H153V204L151 205V206H149L148 208H152L153 210L152 211H150V212H153V215L151 214L150 215V212H146V211H142L143 209H142V207H143V205H141V203H139V205L137 204V206H136V204H134L133 205V203L131 204V202H132V198H134L133 196H137L136 194H132L131 193V196H130V194H125L124 196H125V198H124V196L123 197H116V196H112V197H106V196H101V197H96V196H98V192L94 189V191L95 192H97V193H95V198H88V200H90V201H88L87 199H83L84 201H81L78 205H76V207H74V211H73V213H74V215L76 214H79V212H81V210L83 209V207H84V205H88V204H91V207L93 208V210H95V211H93V213H88V215L90 216H92V214L94 215H98V218H99V216H103V215H106V216H108V214L110 215V219L111 220H114L115 222L117 221L118 222V224H117V226L118 225H121V224H123V227L126 229L125 231H132L133 229L135 230L136 228L138 229V231L139 232H148V233H155L156 235H158V237L161 239V240H163V241H165L166 243H168L169 242V245H168V248H169V252H170V254L171 253H174L175 254V259H177L178 261L180 260H183L182 262H190L189 260H191V259H195L196 261H198L197 263L198 264H262V262L264 261V252H262V251H264V249L262 248L261 249V247H259V246H257L256 245V243L258 244V241L256 240V239H258V238H260V236H261V234H262V232L264 231V229L263 230H261V226H263L264 227V222H262L261 223V221H259V223H258V221H255V220H250V222L247 220V219H245V220H243V222H244V224H243V222L242 223H240V221H242V220H236L237 219V215H234L232 212L230 213V211H228L229 210V208L230 207H236V206H233L230 202H228V201H226V200H224V204L223 203H221V204H217V206L216 205H211V202L209 203L210 205H211V207L212 208H216L217 209V211L218 212H220L221 213V211L223 210V215H222V213L220 214V213H218L217 215H216V213H214V212H216L214 209L212 210V208L210 207L209 208V204H208V206H207V204L206 203H202L201 204V202L203 201H201V199H198L199 200V202L198 201H196V199H197V197L196 196H194V198H193V195L191 194V193H186V194H181V193H177ZM26 191V190H25ZM93 191V192H94ZM28 192V191H27ZM89 192V195L91 194ZM140 191H138V192H136L137 194L139 193ZM230 192H232V191H230ZM29 193V192H28ZM173 193V194H172ZM100 195H102V194H99V196ZM129 195V196H128ZM133 195V196H132ZM186 195V196H185ZM86 196H88V195H86ZM187 196H189V197H187ZM243 196H245V195H243ZM104 197V198H103ZM106 197V198H105ZM128 197H130L129 199H128ZM97 198V199H96ZM110 198V199H109ZM188 198H190V200L188 199ZM243 198V197H242ZM119 199V200H118ZM171 201H170V200ZM95 200H97V201H95ZM162 200H164V201H162ZM178 200H180V201H178ZM187 200V201H186ZM233 200V199H232ZM100 201V202H99ZM113 201V202H112ZM123 201V202H122ZM161 201V202H160ZM167 201V202H166ZM194 201H196V203L194 202ZM236 203H237V201L236 200H234ZM158 202V203H157ZM84 203V204H83ZM107 203V204H106ZM110 203V204H109ZM114 203V204H113ZM128 203V204H127ZM132 205H130V204ZM135 203V202H134ZM182 203V204H181ZM186 203V204H185ZM188 203V204H187ZM260 203V201H258L256 204L258 205ZM59 204H63V202H60ZM83 204V205H82ZM113 204V205H112ZM116 204V205H115ZM127 206H126V205ZM168 204V205H167ZM177 204V205H176ZM193 204V205H192ZM227 204L229 205V206H227ZM80 205V206H79ZM182 205H184L186 208H185V210L187 209V208H189V209H191V208H194V207H196V208H194V210L196 209V210H198V209H200V207L202 208V207H204V208H202V210L200 209V211H198L199 212V214L197 213V215H202V216H204V217H195V218H191L190 216H189V218H190V220L192 219V224H194V226H196L195 224H197V227L198 226H201L202 224H203V226L205 227H203V228H201V227H199V228H194V227H190V229L189 228H186V227H183V226H181L180 224H181V221L180 220H178V219H176V220H172V218H171V220L172 221H170L169 220V218H168V215H167V217H166V214L167 213H172V214H174V215H183V211H184V215H185V210L183 209V207H182V209H183V211H181V206ZM234 205H237V204H234ZM103 210H101L99 207ZM104 206V207H103ZM121 206H123V207H121ZM134 206V207H133ZM141 206V207H140ZM200 206V207H199ZM219 206V207H218ZM118 207V208H117ZM132 207H133V209L135 210L136 209V211H133V209H132ZM139 207V208H138ZM154 207V208H153ZM174 207H176V208H174ZM218 207V208H217ZM220 207H222V208H220ZM76 208H78V209H76ZM80 208V209H79ZM94 208H96V209H94ZM97 208H99V209H97ZM108 208V209H107ZM163 208V209H162ZM179 208V209H178ZM76 209V210H75ZM127 209V210H126ZM132 209V210H131ZM139 209V210H138ZM141 209V210H140ZM203 209H205L204 211L206 212H204L203 211ZM210 209H211V211H210ZM18 210H19V208H18ZM96 210H98L97 212H96ZM100 210V211H99ZM123 210V211H122ZM130 210V211H129ZM13 211H15V209H13L12 210V213H13ZM21 213L20 214H18V215H20V216H18L19 218H21L22 217V219H23V221L24 222H26L28 225H32V224H35V223H37V222H35L34 220L35 219H32V218H30L29 220L28 219H25V218H28V216H27V214L25 213L26 211H23L22 212V210H19ZM19 211H18V213H19ZM107 211V213H105ZM109 211H111V212H109ZM131 211H133V212H131ZM139 213H138V212ZM201 211H203V212H201ZM102 212H103V214H102ZM113 212H115V214L113 213ZM125 212V213H124ZM127 212H128V214H127ZM130 212V213H129ZM135 212H137L136 213V215H135ZM141 212H143V213H141ZM197 212V211H196ZM209 212V213H208ZM210 212H212L211 214H210ZM23 213V214H22ZM70 213V212H69ZM72 213V212H71ZM133 213V214H132ZM201 213V214H200ZM230 213V214H229ZM258 213H263L264 214V212H263V210H261L260 209V211L258 212ZM22 214V215H21ZM25 214V215H24ZM127 214V215H126ZM129 214L131 215V216H129ZM194 213H192V214H189V215H193ZM211 215V216H209L210 217V219L208 218V217H206V215ZM220 214V215H219ZM228 214V215H227ZM262 214V215H263ZM68 215H70V214H68ZM74 215H72V216H70V218H73V216ZM162 215H164V216H162ZM174 215H172V216H174ZM186 215H188L187 213H186ZM196 215V214H195ZM214 215V216H213ZM230 215V216H229ZM233 215V216H232ZM116 216H119V217H116ZM123 216V217H122ZM128 216V217H127ZM134 216V217H133ZM136 216V217H135ZM194 216V215H193ZM235 216V217H234ZM15 217L17 218V215H15ZM122 217V218H121ZM129 217H133V218H129ZM158 217H159V219H158ZM161 217V218H160ZM211 217H212V219H211ZM10 218H12V217H10ZM103 218H106V217H102L101 219H103ZM128 218V219H131V221L130 220H127L126 221V219ZM206 218V220H204ZM37 219V218H36ZM132 219H134V220H132ZM142 219V220H141ZM148 219V220H147ZM198 219V220H197ZM200 219H202V220H200ZM26 220V221H25ZM28 220V221H27ZM32 220V221H31ZM72 220V219H71ZM230 220V221H229ZM234 220V221H233ZM4 221V222H3ZM59 222H61V220H58ZM125 221V222H124ZM130 221V222H129ZM201 221H204L203 223L201 222ZM264 221V220H263ZM9 223V221L8 220H6V219H3L2 221H1V227H4V224L3 223H5L6 225L5 226H7V223ZM165 222H166V224H165ZM173 224H172V223ZM180 222V223H179ZM224 222V223H223ZM227 222H229V223H227ZM128 225H127V224ZM153 223V224H152ZM201 225H200V224ZM207 223V224H206ZM211 223V224H210ZM213 223V224H212ZM230 223H232V224H230ZM233 223H237V224H233ZM254 223V224H253ZM129 224H130V226H129ZM191 224V225H192ZM199 224V225H198ZM223 224V225H222ZM241 224V225H240ZM246 224H248V225H250V226H248L250 229H248L249 230V232H248V230H247V228L248 227H246L245 228V226H247ZM259 224V225H258ZM134 225V226H133ZM175 225V226H174ZM178 225V226H177ZM206 225H208V226H206ZM258 225V226H257ZM116 226V227H117ZM122 226V225H121ZM128 226V227H127ZM165 226V227H164ZM167 226V227H166ZM170 226V227H169ZM174 226V227H173ZM180 226V227H179ZM213 226H214V228H213ZM221 226H223V227H221ZM225 226V227H224ZM229 226L231 227V229H229ZM235 226V227H234ZM241 226H242V228H241ZM259 226H260V228H259ZM115 227V228H116ZM134 227V228H133ZM234 227V228H233ZM241 229H240V228ZM130 228V229H129ZM132 228V229H131ZM181 228H183V229H181ZM206 228H208V229H206ZM219 229V230H216V229ZM224 228V229H223ZM256 228H258V229H256ZM191 229H192V231H191ZM200 229H202V230H200ZM221 229V230H220ZM246 229V230H245ZM254 229V230H253ZM261 231H260V230ZM154 230H156V231H154ZM167 230H170L169 232L167 231ZM200 230V231H199ZM204 230H211V231H209V233H211V234H208V232L206 231V232H203ZM222 230H223V232H222ZM160 233V235H159V233ZM202 231V232H201ZM238 231V232H237ZM162 232L164 233V234H162ZM176 232V233H175ZM180 232V233H179ZM189 232H192V233H189ZM196 232V233H195ZM199 232H201V233H199ZM225 232V233H224ZM232 232V233H231ZM236 232L238 233V234H236ZM242 232V233H241ZM128 233H130V232H128ZM158 233V234H157ZM195 233V234H194ZM205 233V234H204ZM241 233V234H240ZM249 233L252 235V237L253 238H250L249 236ZM176 234H178V235H176ZM191 234V235H190ZM214 234V235H213ZM224 234V235H223ZM227 234V235H226ZM236 234V235H235ZM247 234L249 235V236H247ZM181 235H183V236H181ZM186 235V236H185ZM199 235L201 236V237H199ZM203 235H204V237H203ZM205 235H208V236H205ZM227 237H226V236ZM238 235H240V236H242L241 238H240V236L238 237ZM245 235V236H244ZM253 235H255V236H253ZM171 236V237H170ZM195 236V237H194ZM199 238H198V237ZM210 236V237H209ZM215 236V237H214ZM222 236V237H221ZM231 236V237H230ZM233 236L234 237H236V238H233ZM247 236V237H246ZM193 237V238H192ZM219 237V238H218ZM258 237V238H257ZM228 238V239H227ZM230 238H232V239H230ZM244 238H246V240L244 239ZM186 239V240H185ZM204 239V240H203ZM207 239V240H206ZM234 239H235V241H234ZM241 239V240H240ZM248 239V240H247ZM198 240V241H197ZM225 240H227V241H225ZM233 240V241H232ZM243 240V241H242ZM177 241V242H176ZM204 241V242H203ZM238 241V242H237ZM247 241H249V242H247ZM255 241H257V242H255ZM197 242V243H196ZM241 242V243H240ZM77 243V242H76ZM193 243V244H192ZM213 243V244H212ZM218 243V244H217ZM237 243H239V244H237ZM244 243V244H243ZM245 243H248L247 245L245 244ZM79 244V243H78ZM77 244V245H78ZM223 244H224V246H223ZM253 246H252V245ZM254 244H255V246H254ZM172 245H174V246H172ZM189 245V246H188ZM197 245V246H196ZM232 245V246H231ZM234 245V246H233ZM237 245H239V247L237 246ZM245 245V246H244ZM249 245V246H248ZM80 247L82 246V245H79ZM192 246V247H191ZM213 246H215V247H213ZM217 246V247H216ZM240 246H241V248H240ZM244 246V247H243ZM247 246V247H246ZM107 247V246H106ZM175 247V248H174ZM194 247V248H193ZM230 247V248H229ZM254 247H256L255 249H253ZM81 248H83V247H81ZM174 248V249H173ZM237 248V249H236ZM246 248V249H245ZM251 248V249H250ZM258 248V249H257ZM260 248V249H259ZM91 248L90 247H88L86 250H88V251H92V252H100L102 249H99V250H96V249H93V250H90ZM106 249V248H105ZM130 249H137V250H142V251H146V252H150V253H152V254H154V255H156V256H159V257H163V258H165V259H167V260H169V263L170 264H173V259H171V257H169V256H167V257H165V256H162V255H158V253H155V252H153V251H151V250H149V249H145V248H137V247H133V248H130ZM187 249V250H186ZM219 249H220V252H219ZM249 249V250H248ZM84 251H86L85 249H83ZM107 250H109L108 248H107ZM173 250H174V252H173ZM224 250V251H223ZM256 250H258V253H257V251ZM110 251V250H109ZM125 251V250H124ZM183 251V252H182ZM218 251V252H217ZM251 251H253V253H251ZM18 248H16V254H15V256L17 257L18 256ZM113 253V251L111 250L110 251V253ZM123 252V250H121V251H119V252H114V253H122ZM179 252V255H183L182 257L181 256H179L178 257V255H176L177 253ZM181 252V253H180ZM225 252V253H224ZM227 252V253H226ZM245 252V253H244ZM183 253V254H182ZM200 253V254H199ZM208 253V254H207ZM219 253L221 254V255H219ZM224 255H223V254ZM235 253V254H234ZM244 253V254H243ZM254 253H256L255 254V256H256V258H255V260H254ZM205 254V255H204ZM258 254H259V256H258ZM210 255V256H209ZM228 255V256H227ZM10 256H12V255H10ZM212 256V257H211ZM214 256V257H213ZM246 256H247V259H246ZM249 256V257H248ZM251 256V257H250ZM254 256V257H253ZM173 257V256H172ZM181 257V258H180ZM216 257V258H215ZM227 257V258H226ZM257 257H260V258H257ZM170 258V259H169ZM174 258V257H173ZM214 258V259H213ZM243 258V259H242ZM189 259V260H188ZM241 259V260H240ZM213 262H212V261ZM231 260L233 261V262H231ZM250 260V261H249ZM261 260V263L259 262V261ZM257 261V263H255ZM229 262V263H228ZM194 263V262H193ZM194 264H196V263H194Z\"/></svg>",
  "mask_w": 264,
  "mask_h": 264
},
{
  "label": "water",
  "instance_id": "95a60500",
  "mask_svg": "<svg viewBox=\"0 0 264 264\" xmlns=\"http://www.w3.org/2000/svg\"><path fill=\"white\" fill-rule=\"evenodd\" d=\"M223 11V7H170L168 9L153 11L149 5L135 9L127 13L126 17H137L140 19L159 20L165 18H192L203 17L208 15H217ZM120 11L112 6H99L89 8L88 16H112L120 15ZM105 43L107 45L123 46L126 49L141 55L154 57L159 63L165 66L181 67L193 63H201L204 57L201 50L193 48L190 44L185 43V39L177 36L163 35H110ZM84 52L85 49H80ZM261 70L260 65H249L241 71L229 76L230 82H237L251 73ZM180 101L170 99L159 102L155 105H149L144 109L147 118L165 116L170 112L180 109ZM36 173L43 171L38 167H32ZM69 180L74 179L72 173H64ZM34 182V181H33ZM37 185V181L31 185ZM35 185V186H36ZM72 255L74 261L69 258ZM7 264H170L163 257L156 256L150 252L127 249L122 253H110L107 249L100 252L84 251L79 245L70 243L65 236L61 237L57 244L52 240H42L38 249H31L21 257L14 260H7Z\"/></svg>",
  "mask_w": 264,
  "mask_h": 264
},
{
  "label": "snow or ice",
  "instance_id": "6c2138e0",
  "mask_svg": "<svg viewBox=\"0 0 264 264\" xmlns=\"http://www.w3.org/2000/svg\"><path fill=\"white\" fill-rule=\"evenodd\" d=\"M185 43H186V44H190L193 48H199L198 45L194 44L192 41H189V40H187V39H185Z\"/></svg>",
  "mask_w": 264,
  "mask_h": 264
}]
</instances>
